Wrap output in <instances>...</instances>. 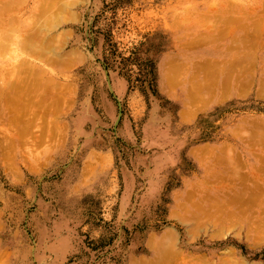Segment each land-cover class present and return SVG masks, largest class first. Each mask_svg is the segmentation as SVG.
Returning <instances> with one entry per match:
<instances>
[{
	"label": "rangeland",
	"instance_id": "1",
	"mask_svg": "<svg viewBox=\"0 0 264 264\" xmlns=\"http://www.w3.org/2000/svg\"><path fill=\"white\" fill-rule=\"evenodd\" d=\"M44 2L51 9L18 0L0 14L1 35L13 39L0 35V111L12 115L21 99L36 113L22 119L25 134L0 119V264H133L151 257L149 241L166 232L184 251L177 264H264V194L255 187L264 183V139L249 136L264 135V91L252 78L239 91L236 73L239 87L223 91L226 71L211 92L204 85L215 61L234 53L216 51L247 32L229 20L239 10L264 18V0ZM52 17L60 24L51 27ZM255 58L254 72H264V57ZM251 173L255 182L243 181ZM245 186L260 192L263 208L240 201L232 209L229 196ZM227 210L238 213L233 223L224 224ZM246 221L263 230L248 235Z\"/></svg>",
	"mask_w": 264,
	"mask_h": 264
},
{
	"label": "bare ground",
	"instance_id": "2",
	"mask_svg": "<svg viewBox=\"0 0 264 264\" xmlns=\"http://www.w3.org/2000/svg\"><path fill=\"white\" fill-rule=\"evenodd\" d=\"M22 1V0H21ZM38 1H40V3L39 4H41V3H43V4H41V6L39 7V6H37V7H39V8H46V10H47V8H49V9H51V7H49V5H47V3L45 4V2H44V0H38ZM43 1V2H42ZM75 1V0H74ZM16 2H18V0H0V14H3L4 12L6 13V12H8L10 9H11V11H12V9H14V7H15V9H18L17 7V4L18 3H16ZM20 2V1H19ZM27 2V1H26ZM72 2H73V0H72ZM75 3V2H74ZM22 4V3H21ZM52 4H53V2H52ZM51 3H50V5L51 6H53ZM19 5V4H18ZM24 5V4H23ZM22 5V6H23ZM43 5V6H42ZM17 6V7H16ZM55 6V5H54ZM53 6V7H54ZM62 6H64L62 9H64L65 7H66V5H62ZM20 7H21V5H20ZM53 7H52V9H53ZM55 8V7H54ZM58 8V7H57ZM234 8H236V7H234ZM62 9H60V10H62ZM240 9V8H239ZM8 10V11H7ZM38 11H39V9H37ZM42 10V9H41ZM54 10H57L56 8L54 9ZM59 10V9H58ZM57 10V11H58ZM225 10H228V9H225ZM10 11V12H11ZM13 11H15V10H13ZM57 11H55V12H57ZM63 11H67V10H63ZM63 11H60V13H58V15L60 16V14L63 12ZM241 10H239L238 12H235V14L234 15H236V17H234V18H228V19H225L224 21L225 22H223V23H226L227 22V20H229V21H232V19H233V21H238V22H242L243 23V26H244V28H243V26H242V24H240V26H241V28H242V30L243 29H245V27H246V30H247V32L246 31H244V34H242V33H237V34H235V35H233V37L234 36H237L238 34H241V35H243L242 37H240V38H236L237 40H238V43H232V45L231 46H227V48H225V47H221V48H219L217 51H216V54L217 53H220V54H226V53H231L232 51H234V53L231 55V54H229V55H227L228 56V59H226V58H223V56H221V57H219L216 61H215V63L210 67L211 68V72H214V74H213V78H211V77H209V76H207L208 77V79L210 78L211 79V82L210 81H208V80H205V84H204V82H203V84L206 86V88H208V93L209 92H211V90H210V88L211 87H213L215 84H216V78H217V76L220 74V72L221 71H223L222 73L223 74H225L226 72V74H228L226 77H224L223 75V77L225 78V81H227L228 80V82H226L225 83V81H223L225 84H222V87L220 86V88L221 89H224V88H229V85L232 87V84H234L237 80H239V81H241V82H237V84L235 85L236 87H239V91H241L240 89L242 88H247L248 86H247V81H251V78L253 79V81H251V82H257L256 84H257V90L259 91V92H262V91H264V72H261L260 73V71L258 72V73H255L254 71L257 69V64H256V58H255V56H259V55H262L263 57H264V18H262L261 16L260 17H258V15L255 17V19L253 20V19H250L251 17H253V15L250 13L249 15H248V13H247V16L249 17H247L246 16V13L245 14H242L241 12H240ZM17 12V11H16ZM41 12V11H40ZM47 12H51V11H47ZM65 12H63V13H65ZM219 12V11H218ZM223 13H224V11H222ZM226 12V11H225ZM229 12H231V11H229ZM229 12H227V13H229ZM233 12V11H232ZM262 12V11H261ZM263 12H264V10H263ZM39 13V12H38ZM221 13V12H220ZM222 13V14H223ZM256 13V12H255ZM50 14V13H49ZM66 14L69 16L70 14L69 13H67L66 12ZM65 14V15H66ZM215 16H212V17H219V15H217L218 13H216L215 14V12L213 13ZM238 14H241V16H242V19H240V18H238ZM4 15V14H3ZM55 15H57V14H55ZM210 15V14H209ZM217 15V16H216ZM252 15V16H251ZM5 16V15H4ZM7 16V15H6ZM251 16V17H250ZM1 17V16H0ZM46 17V16H45ZM44 17V18H45ZM49 17H51V14H50V16ZM53 17H54V14H53ZM52 17V21L49 19H47V21H49L48 23H50L52 26L51 27H54V25L55 24H57V23H53L52 24V22L54 21V22H56L58 19H55V18H53ZM56 18H57V16H55ZM61 17V16H60ZM59 17V18H60ZM65 16H63V18H64ZM14 18V17H13ZM38 18V17H37ZM43 18V17H42ZM62 18V17H61ZM60 18V19H61ZM68 18H70V17H68ZM217 18H215V19H217ZM15 19H16V17H15ZM14 19V20H15ZM19 19V18H18ZM67 19V17H65V20ZM9 20V19H8ZM13 20V19H12ZM44 20V19H43ZM43 20H41V21H43ZM64 20V21H65ZM45 21V20H44ZM59 21V20H58ZM57 21V22H58ZM62 21V20H61ZM69 21V20H68ZM228 21V22H229ZM263 21V22H262ZM3 22H5L4 24L5 25H7V21H6V19L5 20H3L2 21V18H0V27H3L2 25H4L3 24ZM12 22V21H11ZM10 22V20H9V23H11ZM19 22V21H18ZM66 22V21H65ZM64 22V23H65ZM220 22H221V20H220ZM59 23V22H58ZM223 23H221V24H223ZM262 23H263V25H262ZM60 24V23H59ZM12 25V24H11ZM32 25V24H31ZM36 26H37V28H39L38 27V25L37 24H35ZM34 25V26H35ZM43 25V24H42ZM240 26L238 25V28H240ZM10 26L8 25V28L7 29H10L9 28ZM210 27H212V26H210ZM249 27L250 28H252L253 27V30H251V29H249ZM240 28V29H241ZM0 29H3V28H0ZM16 29V28H15ZM34 29V28H33ZM48 28L46 27V26H44V27H42V29L40 28V29H38V30H42V32L43 31H45V30H47ZM37 30V31H38ZM51 30V29H50ZM221 30V34H222V31L224 30V29H220ZM237 30V29H236ZM235 30V31H236ZM5 31V30H4ZM225 32L227 31L226 29L224 30ZM231 31V30H230ZM229 31V32H230ZM241 31V30H240ZM3 32V31H2ZM9 32V31H8ZM10 32H12L11 31V29H10ZM15 32V31H14ZM13 32V33H14ZM224 32V33H225ZM4 33V32H3ZM3 33H1L0 32V35L1 34H3ZM6 33V32H5ZM44 34L46 33V32H43ZM228 32H226V34H227ZM47 34V33H46ZM226 34H223L222 36H226ZM230 34V33H229ZM4 35H6V37L7 38H5V36ZM4 35H1V38H2V40L4 41V38L5 39H9V40H11L12 38H11V36H9V34H8V36H7V33L6 34H4ZM11 35V34H10ZM15 35V34H14ZM3 36V37H2ZM13 36V35H12ZM42 36V35H41ZM44 36V35H43ZM46 36H48V35H46ZM45 36V37H46ZM218 36V35H217ZM220 37H221V35H219ZM9 37V38H8ZM54 37V36H53ZM41 38V37H40ZM208 38V37H207ZM223 38H225V37H223ZM235 38V37H234ZM19 39V38H18ZM28 39H30V38H28ZM52 39V38H51ZM55 39V38H54ZM13 40V39H12ZM60 40V39H59ZM0 41H1V39H0ZM2 41V42H3ZM21 41V40H20ZM37 41H39V40H37ZM55 41V40H54ZM61 41V40H60ZM217 41V40H216ZM241 41V42H240ZM242 41H246L245 43L244 42H242ZM2 42H0V47H1V44H2ZM8 42V41H7ZM16 42V41H15ZM19 42V41H18ZM22 42H23V40H22ZM59 42V41H58ZM3 43H5L6 44V40H5V42H3ZM10 43V42H9ZM205 43H206V41H205ZM16 44V43H15ZM37 44V43H36ZM235 44H237L235 47H236V49H235V47H233V45H235ZM244 44H245V46H244ZM7 45V44H6ZM31 46H33V44H30ZM40 45V44H39ZM43 45V44H42ZM47 45H48V43H47ZM228 45H230V44H228ZM246 45L247 46H250V49H249V47L247 48L246 47ZM30 46V48H32ZM208 46V45H207ZM243 46L246 48V49H244L243 48ZM3 48H8L7 46H5L4 47V44H3V46H2ZM12 46H10L9 47V49L8 50H10V48H11ZM230 49H229V48ZM3 48H1V49H3ZM33 48H34V46H33ZM46 48H47V46H46ZM232 48H233V50H232ZM12 49V48H11ZM29 49V48H28ZM4 50V49H3ZM2 50V51H3ZM6 50V49H5ZM41 50V51H40ZM231 50V51H230ZM36 51V50H35ZM37 51L40 53L41 52V54L43 53L42 51H43V49H42V47H39V48H37ZM36 51V52H37ZM242 51H244L243 53H242ZM1 52V51H0ZM17 52V51H16ZM4 53V52H3ZM5 53H6V51H5ZM14 53H15V51H14ZM13 53V54H14ZM18 53V52H17ZM1 55H3L2 54V52L0 53ZM45 53H43L42 55H44ZM235 54V55H234ZM17 55V54H16ZM52 55H54V56H57V55H55V54H52ZM251 56H253V58L251 57ZM9 57H10V55H9ZM9 57H7V58H9ZM15 57V56H14ZM58 57V56H57ZM1 58H3V57H1ZM48 58V57H47ZM255 58V62L253 61H251V59H254ZM4 59H6L5 57H4ZM11 59V58H10ZM12 59H16V58H13V55H12ZM11 59V60H12ZM264 59V58H263ZM17 60V59H16ZM7 61V60H6ZM50 61H52V60H50ZM26 62V61H25ZM244 63V64H243ZM249 64V65H246V64ZM256 65H255V64ZM0 64H1V62H0ZM3 64V63H2ZM4 65V64H3ZM27 65H29V64H27ZM26 65V66H27ZM58 65H59V62H58ZM244 65V66H243ZM246 65V66H245ZM26 66H24L23 65V67H26ZM30 66V65H29ZM239 66V67H238ZM241 66H242V68H244V67H246V68H244V71H243V69L241 68ZM31 67V66H30ZM29 67V68H30ZM28 68V67H27ZM31 68H33V66L31 67ZM213 68H214V70H213ZM224 68V69H223ZM237 68V69H236ZM239 68V69H238ZM223 69V70H222ZM241 69V71L243 72H241V73H239L238 72V70H240ZM247 69V70H246ZM237 70V72L239 73H237V72H235ZM21 71V70H20ZM23 71V70H22ZM216 71V72H215ZM226 71V72H225ZM263 71H264V69H263ZM42 72V71H41ZM59 72V71H58ZM219 72V73H218ZM32 73V72H31ZM34 73V72H33ZM221 73V74H222ZM233 73V74H232ZM235 73H236V75H235ZM18 74H19V72H18ZM36 74H37V72H36ZM43 74V73H42ZM211 74V75H210ZM209 75L210 76H212V73H210ZM218 74V75H217ZM240 74L242 75L243 74V76H244V78H245V80H243V79H239L241 76H240ZM259 74H262V75H259ZM35 75V74H34ZM33 75V76H34ZM44 75V74H43ZM235 75V76H237L238 77V75L240 76V77H238V79H236V81L235 82H233L234 81V77L233 76ZM242 76V77H243ZM42 77V76H41ZM216 77V78H215ZM219 78H222V77H220V75L218 76ZM228 77H233V80H232V78H228ZM241 77V78H242ZM22 79V78H21ZM32 79V78H31ZM209 79V80H210ZM212 79H214V82L212 81ZM229 79H231L232 80V82H231V84H230V80ZM24 80V79H23ZM23 80H22V82H23ZM224 80V79H223ZM247 80V81H246ZM15 81V80H14ZM13 81V82H14ZM24 81H26V80H24ZM208 81V82H207ZM221 81V80H220ZM218 82L220 85H221V82ZM246 81V82H245ZM8 82H10V84H11V81H8ZM8 82H7V84H8ZM17 82V81H16ZM15 82V83H16ZM19 82V81H18ZM40 82V81H39ZM20 83H21V81H20ZM19 83V84H20ZM25 83H27V82H25ZM29 83H30V80H29ZM33 83V82H32ZM49 83H50V81H49ZM53 83V84H52ZM51 84L53 85V86H55L54 85V82H52ZM207 83V84H206ZM210 83V84H209ZM238 83H241V84H246L245 86L244 85H242L241 86V84L238 86ZM254 83H249V85L251 84V86L252 85H254ZM21 84H23V83H21ZM45 84H48V82H46ZM212 84H214V85H212ZM219 84L217 85V89L219 90ZM226 84H228V86H226ZM25 85V84H24ZM29 85V84H28ZM31 85V84H30ZM34 84H32V86H33ZM35 85H36V83H35ZM42 85H43V83H42ZM199 85V84H195V86L194 87H197V86ZM207 85H208V87H207ZM209 85H212V86H210V88H209ZM223 85H225V87L223 86ZM12 86H14V85H12ZM12 86H11V88H12ZM16 86H17V84H16ZM19 86V88L22 86L23 87V85H18ZM26 86V85H25ZM38 86V85H37ZM46 85H43L42 87L44 88ZM48 86V85H47ZM61 86V85H60ZM234 86V85H233ZM2 88L4 87V86H1ZM15 87V86H14ZM21 87V88H22ZM49 87V86H48ZM215 87V86H214ZM214 87L212 88V89H214ZM253 87V86H252ZM2 88H1V90H2ZM7 88H8V86H7ZM10 88V89H11ZM52 88V87H51ZM62 88H63V86H62ZM198 88H201V89H196V88H194L195 90H198L199 92H200V90L202 91V89H203V86H201V85H199V87ZM206 88H204V90L206 89ZM9 89V88H8ZM32 89V88H31ZM38 89V88H37ZM46 88H44L43 89V91L45 90ZM193 89V90H194ZM220 89V90H221ZM230 89V88H229ZM236 89V88H235ZM4 90V89H3ZM22 90V89H21ZM28 90H29V88H28ZM36 90V89H35ZM40 90V89H39ZM49 90V89H48ZM207 90V89H206ZM41 91V90H40ZM192 91V90H191ZM222 91V90H221ZM223 91H227L226 89H224ZM222 91V92H223ZM245 91V90H244ZM249 91V90H248ZM247 91V92H248ZM4 92V91H3ZM2 92V93H3ZM25 92V94H29V93H31L30 92V90L28 91V93H27V90H25L24 91ZM50 92V91H49ZM52 92V91H51ZM50 92V93H51ZM194 92V91H193ZM192 92V93H193ZM196 92V91H195ZM203 92V91H202ZM6 93V92H5ZM21 93V92H20ZM22 93H23V91H22ZM21 93V94H22ZM40 93V92H39ZM60 93V92H59ZM4 94V93H3ZM47 94V93H46ZM52 94V93H51ZM190 94H191V92H190ZM197 94V93H196ZM9 94H6V97H9L8 96ZM12 94H10V96H11ZM30 95V94H29ZM31 95H32V93H31ZM30 95V96H31ZM42 95V94H41ZM194 95L195 94H193V98H194ZM14 96V94L11 96V97H13ZM18 96V95H17ZM22 96V95H21ZM20 96V98H22ZM30 96H28V97H30ZM33 96V95H32ZM35 96V95H34ZM40 96V95H39ZM51 96V95H50ZM3 97V96H2ZM15 97H16V95H15ZM24 97H25V95H24ZM24 97H23V99H24ZM51 98H52V96H51ZM198 98V100H199V98H200V96H198L197 97ZM196 98V99H197ZM204 98V97H203ZM2 99V98H1ZM6 99V98H5ZM13 99V100H12ZM16 99V101L19 99H17V98H15ZM26 99H28V98H26ZM54 99V98H53ZM52 99V100H53ZM10 100H12V101H14V97L13 98H10ZM21 99H19L18 100V103H20V106H17L18 104H16V103H14V102H11V104L13 103V106H14V104H15V106H14V108H12L11 110H12V112H11V114L12 115H10V116H8L7 115V112H6V110H4L3 108H2V111H0V119L2 118H4V119H6L5 121H4V119H3V121L5 122V124L7 123V126H10L11 128H15V127H17L18 126V128H20L21 126H19L20 124H23L24 123V121L22 120V119H24V118H26L27 119V114H29L28 113V111L31 109L30 108V106L31 105H27V103H25L24 105H22L23 103H22V101H20ZM197 100V101H198ZM202 100H204V99H202ZM2 101V100H1ZM7 101V100H6ZM15 101V102H16ZM24 102H26L25 101V99L23 100ZM8 102H10V101H8ZM1 103V102H0ZM30 104H34V101L31 103V102H29ZM6 104H7V102H6ZM10 103H9V105H6L7 107L6 108H8V109H10L11 107H13L12 105H11ZM37 104V103H36ZM35 104V105H36ZM1 105V104H0ZM25 105H27L30 109H28V107L27 106H25ZM47 105V104H46ZM9 106V107H8ZM11 106V107H10ZM17 106V107H16ZM34 108H35V106H33ZM37 107H38V105H37ZM40 107V106H39ZM1 108V107H0ZM38 109V108H37ZM47 109V108H46ZM11 110H7V111H11ZM33 110V109H32ZM32 110H30L29 112H31L32 114H33V112L35 113V109H34V111H32ZM48 110V109H47ZM47 112V111H46ZM26 115V116H25ZM34 115V114H33ZM35 115H36V113H35ZM8 118V119H7ZM31 118V117H30ZM22 120V121H21ZM25 120V119H24ZM26 121H28V120H26ZM30 121H28V123H29ZM51 122V121H50ZM255 122V121H254ZM262 123H263V121H261ZM258 122L256 121V124H257ZM29 125V124H28ZM254 125V124H253ZM252 125V126H253ZM3 126V125H2ZM30 126V125H29ZM254 127V126H253ZM259 127V126H258ZM22 128V127H21ZM20 128V129H21ZM262 129V127H259V130H261ZM264 128V127H263ZM19 129V130H20ZM44 129V128H43ZM258 129V128H257ZM264 130V129H263ZM24 131V132H23ZM25 131H26V129H21V134H22V132L25 134ZM253 132V131H252ZM251 132V133H252ZM257 132V131H256ZM255 132V133H256ZM264 132V131H263ZM18 133V132H17ZM255 133H252V135H250L249 134V136L250 137H252L253 139L255 138V139H257V140H259V139H261L260 140V143H261V141H263L262 140V138L264 139V135L263 136H261V133H256L257 135H255ZM20 134V133H19ZM248 134V133H247ZM15 136H16V134H15ZM255 136H257V137H255ZM20 137V136H19ZM260 137H262V138H260ZM23 138V137H22ZM259 138V139H258ZM20 139V138H19ZM254 139V140H255ZM251 140V139H250ZM21 141V140H20ZM256 141V140H255ZM16 142V141H15ZM257 142V141H256ZM254 143V142H253ZM259 143V144H260ZM263 143V145H264V142H262ZM16 144V143H15ZM257 144V143H256ZM258 146V145H257ZM8 148V147H7ZM235 170V169H234ZM264 171V170H263ZM237 173V172H236ZM257 173V172H256ZM233 175H235L234 173H233ZM255 174L254 173H251L250 174V176L248 175L247 177H245L246 179H244L243 181H245L246 183H247V181L249 182V181H251L252 180V182H255V179H256V176H254ZM258 176V175H257ZM236 177H238L237 175H235V177L234 178H236ZM229 178V177H228ZM241 178V177H240ZM255 178V179H254ZM230 180V179H229ZM259 180V179H258ZM231 181H232V179H231ZM260 181V180H259ZM259 181H256V183H258L259 184ZM230 182V181H229ZM239 182V181H238ZM242 182V181H241ZM260 182H262V181H260ZM235 183V182H234ZM250 183V182H249ZM245 184V183H244ZM256 185L255 187H257V190L258 191H260V190H263V193L262 194H264V183H262V185ZM247 186V185H246ZM246 186H245V192H244V190H243V193H237V194H234L233 193V195L232 196H229V199H228V201H229V205H231V207H232V209H233V204H235L234 205V208H236L235 206H236V204H238V203H240V201H241V203H245V204H248V206H249V208H250V205L251 204H257L258 206H260L257 202H258V200H259V197H260V192H259V194H257V195H255L256 193H257V191L255 192V193H253V194H251V192L250 193H248L249 192V190H247V188L248 189H251V188H249V186L246 188ZM243 187V186H242ZM236 192V191H235ZM264 197V195L262 196V198ZM260 200H261V198H260ZM263 202V201H262ZM262 202L260 201V203L262 204ZM239 205V204H238ZM237 205V206H238ZM263 205V204H262ZM245 206H247V205H245ZM260 207H262V206H260ZM244 208V207H243ZM263 208V207H262ZM246 208H244L243 210H245ZM243 210H242V214L243 213H245V214H247L246 212H251V210L250 209H248V207H247V211L245 212H243ZM248 210H250V211H248ZM227 211H229V210H227ZM226 211V212H227ZM263 211H264V209H263ZM219 212H220V214L223 212V211H218V212H215V215H216V213H218V215H216V219H217V217L218 218H220V220H221V218L223 217H221V215L219 216ZM225 211H224V213H226ZM231 214H232V216L231 215H228L229 217V219L227 218H225L226 220H224V224H225V221L227 222V224H230V223H233L234 221V219H232V217L234 218V216L236 215V214H238L236 211H234V212H232V211H229ZM211 213V212H210ZM228 213V212H227ZM223 215H225V214H223ZM248 215V214H247ZM195 216V215H194ZM208 216V215H207ZM207 216H206V218H207ZM198 217V216H197ZM209 217V216H208ZM225 217H227V215L225 216ZM248 217H249V215H248ZM254 217H258V216H254ZM193 218H195V217H193ZM214 218V217H213ZM212 218V219H213ZM236 218H237V215H236ZM235 218V219H236ZM198 219V218H197ZM201 219H202V217H201ZM209 220V219H208ZM210 220H211V217H210ZM220 220L219 221H217L219 224L221 223L220 222ZM223 220V219H222ZM250 220H251V218H250ZM256 220V219H255ZM260 220V219H259ZM200 221V220H199ZM199 221H196L195 222V224L197 223V222H199ZM203 221L204 222H211V221H206V219L204 220L203 219ZM232 221V222H231ZM238 221V220H237ZM254 221V220H253ZM202 222V221H201ZM201 222H199L200 224L198 225V223L196 224L197 226H200V225H202V230L203 229H205V227H206V225H207V223H204V224H206V225H204L203 226V224H201ZM216 221L214 220V222L213 223H215ZM236 222V221H235ZM256 222H259L258 220L256 221ZM256 222H254V223H256ZM264 222V221H263ZM262 222V223H263ZM191 223H193V221L192 222H190L189 224H191ZM218 223H216V226L218 225ZM260 223H261V220H260ZM259 223V224H260ZM261 223V224H262ZM223 224V223H222ZM221 224V225H222ZM243 224V223H242ZM258 224V225H259ZM264 224V223H263ZM263 224H262V226H260V227H262L263 228ZM210 225V224H209ZM254 225V224H253ZM252 225V222H250V221H246V226H247V234L248 235H250V234H252V231L254 230V229H256L254 226ZM196 226V228H197V232L198 231H200L199 229L201 228H199V227H197ZM256 226V225H255ZM253 227V228H252ZM257 227V226H256ZM259 228V227H258ZM261 228V229H262ZM206 229H208L207 227H206ZM253 229V230H252ZM260 229V228H259ZM260 229V230H261ZM264 229V228H263ZM262 229V230H263ZM193 230H195L194 228H192V231ZM257 230V229H256ZM255 230V231H256ZM260 230L258 231L257 230V234H258V232H260ZM254 232V231H253ZM256 235V234H255ZM173 237H174V235H173V233L172 232H166L165 234H163L161 237H157V238H152L150 241H149V247L151 248V250L153 251V255L151 256V257H149L148 259H145V260H141V261H136V262H134L133 264H177L178 263V261L180 260L179 258H180V255L182 254V253H184V251H179V250H177V247H176V245H174V241H176V239L173 241ZM175 238H176V236H175ZM175 244H176V242H175ZM175 246V247H174ZM228 255H230V254H228ZM182 256H183V254L181 255V258H182ZM202 258V257H201ZM179 259V260H178ZM235 259V258H234ZM190 260V259H189ZM175 261H177V262H175ZM224 261V260H223ZM173 262H175V263H173ZM192 262V261H191ZM203 262V261H202ZM227 262V261H226ZM236 263L237 262V260H234V261H232L230 264H233V263ZM186 263V262H185ZM224 263H225V261H224ZM234 263V264H235ZM238 264L240 263V262H237ZM236 263V264H237ZM241 263H243L242 262V259H241ZM181 264V263H180ZM183 264V263H182ZM189 264V263H188ZM202 264V263H201ZM204 264V263H203ZM225 264H228V262L227 263H225ZM246 264V263H245Z\"/></svg>",
	"mask_w": 264,
	"mask_h": 264
}]
</instances>
